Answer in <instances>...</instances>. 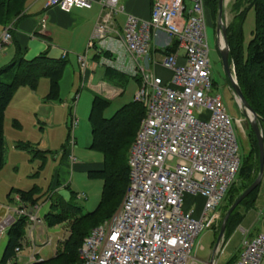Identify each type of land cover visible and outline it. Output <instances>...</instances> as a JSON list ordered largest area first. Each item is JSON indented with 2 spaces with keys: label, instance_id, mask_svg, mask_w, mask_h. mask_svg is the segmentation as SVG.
<instances>
[{
  "label": "built area",
  "instance_id": "built-area-1",
  "mask_svg": "<svg viewBox=\"0 0 264 264\" xmlns=\"http://www.w3.org/2000/svg\"><path fill=\"white\" fill-rule=\"evenodd\" d=\"M119 3L48 2V7L65 12L75 8L90 10L94 4L101 6L88 51L119 54L118 48H124L130 58L129 66L120 64L121 57L117 61L101 58V65L140 79L141 89L135 101L146 109L130 153V186L125 198L114 216L84 239L80 259L82 264H202L193 256L196 240L215 221L241 168L235 121L222 97L211 95L205 0H155L149 20L130 15L122 30L115 21L122 11ZM12 30L10 25L0 31V51L12 43ZM162 35L167 40L158 43L161 54L152 57L153 39ZM175 42V52L164 53ZM178 50L185 52L183 63ZM78 62L85 75L89 68L87 54L80 55ZM158 67L170 72L168 82L158 76ZM72 118L73 147L78 120ZM70 158L75 161L73 155ZM187 196L203 200L197 218L193 207L188 212L184 209ZM41 210L40 205L8 207L0 219L1 236L18 219H27L34 253L30 264L39 261L34 231L43 227ZM51 244V240L45 243ZM16 253L21 250L17 248ZM217 253L222 254L221 246ZM14 261L7 264H15ZM234 264H264V233L254 238L245 235Z\"/></svg>",
  "mask_w": 264,
  "mask_h": 264
},
{
  "label": "trees",
  "instance_id": "trees-1",
  "mask_svg": "<svg viewBox=\"0 0 264 264\" xmlns=\"http://www.w3.org/2000/svg\"><path fill=\"white\" fill-rule=\"evenodd\" d=\"M30 0H0V31L15 24L20 19ZM207 19L209 24L217 27L219 16V0H205ZM256 13V28L247 51L244 48L243 27L249 10ZM232 21L227 25V40L230 47V64L234 65L236 78L244 97L251 108L258 114L259 123H264V0H234L231 5ZM178 43L164 53L175 52ZM67 66L66 59H51L47 53L41 54L28 61L18 56L10 65L0 69V172L6 162L5 147V112L10 105L16 91L22 86H30L36 89L41 79L49 81V92L46 100L49 102H61V81ZM108 79L112 83L123 85L128 77L114 71L107 70ZM140 82L138 78H133ZM110 100L103 96H96L93 102L89 121L92 126L93 143L91 149L102 153L104 157L103 168L98 171H90V178L104 180L103 196L99 206L87 214L82 213L81 207L65 201L61 196L50 195L51 202L49 212L44 220L49 227L71 221L70 233L58 247L54 257L34 264H82L80 250L84 239L88 237L94 228L101 226L112 217L120 205L130 186L129 158L141 124L146 117V109L138 101H134L119 109L111 118L104 116V111L110 105ZM72 110L70 116L72 119ZM252 130V129H251ZM252 156L244 157L238 177L247 181L241 191H245L258 177L260 169L259 145L255 134L251 133ZM70 138V131L69 136ZM46 152L35 151L36 156L45 157ZM256 170V174H253ZM254 177L252 178V176ZM262 184L254 190L232 213L225 232V240H228L243 216L241 209L250 210L255 206ZM233 188V187H232ZM37 188L24 191L19 190L21 203L26 206H35L40 203L35 198ZM231 192L227 194V198ZM238 192L227 205L224 218L230 207L240 195ZM225 198V199H227ZM226 201V200H224ZM223 218V220H224ZM220 225V229L223 223ZM28 221L20 218L7 232V242L4 248L0 264H7L10 260H16V249L24 248V240L27 234ZM219 235V231L216 233Z\"/></svg>",
  "mask_w": 264,
  "mask_h": 264
},
{
  "label": "rangeland",
  "instance_id": "rangeland-1",
  "mask_svg": "<svg viewBox=\"0 0 264 264\" xmlns=\"http://www.w3.org/2000/svg\"><path fill=\"white\" fill-rule=\"evenodd\" d=\"M234 0H227L226 5V23L227 25L232 21L233 14L231 13V5ZM256 28V13L254 9H251L247 13V17L244 23V48L247 51L249 44L253 38V33ZM207 38L210 48V61L212 65V82L213 91L212 96L220 95L223 103L227 109L228 114L235 121V135L239 145V152L241 155V161L243 158L252 156L251 151V126H250V115L246 113L245 109L241 106L240 102L237 101L234 96L233 90L231 89V82L224 71L223 63L221 61V55L218 47V33L217 27L212 24H208L207 27ZM220 40L222 38L220 36ZM184 53V50L181 51ZM72 63H68L66 66V72L62 81L61 97L65 102H68L69 94L65 97L68 88L71 83L75 87V92L79 91L80 84L78 78V67L72 66ZM103 74V71L99 70L96 76ZM105 74V72H104ZM105 77V76H104ZM105 83L110 80L105 77ZM40 89L49 86L47 79H41L39 81ZM38 83V84H39ZM99 83V78L95 80V84ZM72 87V86H71ZM31 89L30 86H22L15 93L8 110L5 112V147H6V162L4 169L0 172V209L5 206L18 207L21 206L20 202L16 201L19 190L28 191L37 188L39 191L35 194V198L39 199L40 204H44L48 200L50 195L57 197L62 195V198L67 201L74 203L81 207L82 213L87 214L93 212L100 204L103 196L104 180L101 178H90L87 171L78 172L69 170L66 164L71 161L66 159L65 151L73 150V157L75 158L76 164H97L101 165L104 162L102 153L92 150L90 147L93 143L92 126L89 121L90 114L93 107V102L96 96H103L99 94L98 90H92L89 87H83L80 92L82 100L88 98L89 104L82 109L77 96L75 100L70 103L76 112V118L78 119V126L74 131V137L76 138V144L72 147L69 136L71 131V124L67 126L64 121H67V111L65 114L63 110H59L54 120V128L49 129V140L48 145L50 153H45V158L35 155V151L40 148V144L43 142V132L40 130L39 123L36 119L38 113L34 106L26 102L24 90ZM122 93L110 100V105L104 111L106 118H111L115 113L123 108L124 106L134 102L136 100L137 93L141 89V84L133 78H128L123 85H120ZM37 105V102H34ZM81 104V105H80ZM11 106V107H10ZM42 115V110H41ZM66 116V118H65ZM21 119L22 123H19L17 119ZM69 118V117H68ZM71 121V120H70ZM263 134H264V123H263ZM68 162V163H67ZM253 174H256V170ZM254 175L252 176V178ZM241 177L237 176V179L230 190V194L226 201L223 202L221 208L217 213L215 221L210 227L204 231L196 240L195 247L193 250V256L201 261L202 264L211 261L214 256L216 244H217V232L220 231V225L224 218L226 207L229 204L232 194L235 197L238 192L240 195L244 192V182ZM56 182L58 183V191L55 190ZM69 186V187H67ZM262 207L264 206V176L262 182ZM239 195V196H240ZM238 196V197H239ZM237 197V198H238ZM236 198V200H237ZM121 206V205H120ZM264 208V207H263ZM119 209V208H118ZM48 212V207L45 206L43 213L41 210V216ZM117 212V211H116ZM227 214V213H226ZM114 216V215H113ZM112 216V217H113ZM112 217L107 219L103 224L108 222ZM262 230L264 232V216L261 215L259 219ZM102 224V225H103ZM71 221L63 224L49 227L45 222L43 223L42 229L44 232L41 236L36 239V252L39 254L40 260H47L54 257L58 247L62 246V242L68 237L70 233ZM239 229V228H238ZM38 232L36 233V235ZM60 239V240H59ZM243 236L240 230H237L231 238L228 239V243L223 245V252L219 257H216L218 264H227L231 254L238 250L242 245ZM51 240V245H45V243ZM7 242V236L0 235V258ZM29 242V230L25 236L23 242L24 248L22 252L23 257H28L32 254V250ZM222 245V244H221ZM43 258V259H42ZM16 264H25L24 261H19Z\"/></svg>",
  "mask_w": 264,
  "mask_h": 264
},
{
  "label": "crops",
  "instance_id": "crops-1",
  "mask_svg": "<svg viewBox=\"0 0 264 264\" xmlns=\"http://www.w3.org/2000/svg\"><path fill=\"white\" fill-rule=\"evenodd\" d=\"M154 1L155 0H119L120 2L119 4L120 7L122 8V11H120L115 18L119 30H122L124 28L126 20L130 15L136 16L140 19L149 20L152 15ZM48 2L49 0H30L26 6L23 16L20 19H17V21L16 20L14 21L15 24H13V30H12V37H13L12 43L9 46H7V48L4 51H0V69L10 65L18 56L23 57L28 61H31L44 53H47L51 59H61L63 55H66L65 59L67 60V65L68 63H72L73 64L72 66L75 65L76 67H78L77 73H78L79 83H81L80 89L79 91L75 92V95H73L76 89L73 86V83L70 84L68 91L65 94V97L69 94V98H71L68 102H65L63 99L61 102L47 101L46 96L49 92V86L40 89V83L38 84L36 89L31 88L29 90H24L26 102L34 106L35 110L38 112L36 114V119L39 123L41 132H43L44 134L43 135L44 140L40 144V148H38V150L42 152L50 153V149L48 145V140L50 137L49 129L47 130V128L45 127L47 126L48 128L51 129L55 127L54 120L59 110H63L64 114H65V110H68L67 118L65 116L67 121L66 122L64 121V124H67V126L69 125V123L71 124L70 120L73 119V118L71 119L70 116L71 110L73 111L72 117L76 118L75 109H73L72 106H70L73 96H74L73 101L75 100V96H78L79 98L77 102H80V100H82L81 99L82 96L80 92L82 91L83 87L85 88L89 87L92 90L95 91L98 90L99 94H102L103 97H105L106 99L112 100V98L118 97L122 93V90L120 89L119 84L112 83L110 79H109L110 80L109 83L108 82L105 83L104 78L105 77L108 78V74H109L107 73V70L114 71L128 78L131 77L116 69L107 68L101 65V58L102 59L107 58L110 60L117 61L118 57H121L122 60L120 64L126 67L129 66L130 58L129 55H127V53L125 52L124 48L121 49L118 48L119 54L104 52L99 55L98 52L95 50L88 51V43L92 38V36L94 35L97 22L101 15L100 5L94 4L93 8L90 10L75 8L70 12H65L57 7H48ZM226 13L227 12L225 7V19H226ZM165 40H167V37L163 35L157 38V40L153 39L152 57L153 56L157 58L159 57L161 52H159L158 43H163ZM159 47L161 48L162 46ZM181 51L182 50H178V55L180 58V62L183 63L185 52L182 53ZM84 54H87L89 61V68L87 69L85 75L81 73L80 65L78 62V57ZM151 67L153 68L152 65ZM99 70L103 71V74L100 76H96ZM65 72H64V76H65ZM157 74L165 82H168L171 78L170 72L160 67L157 68ZM97 77L99 78V83L95 84V80ZM62 81H61V91H62ZM34 102H37V105H35ZM82 103H83L82 109L85 106H88L89 104L88 98L82 100L81 104ZM41 110H42V115L40 113ZM17 120H19L18 121L19 123H22V120L20 118ZM75 142H76V138H75ZM72 153L73 150L71 151L69 149L65 151L64 154L66 156V159L71 161L70 163L71 166L69 165L68 162H67L68 164H66V167L68 168L67 175L69 174V170L71 169L78 172L87 171L89 173L90 171H98L103 168V164L101 165L76 164V161L73 162L70 158V155H72ZM58 186L59 185L56 182V186L54 187L56 191H58L59 188ZM262 193L263 192L261 187L255 206L252 209L240 210L243 219L241 220L240 224L236 227L233 234L237 230H240L244 239L245 235H248L250 238H254L257 235L264 233L261 227V223H259L260 216L261 215L264 216V208H263L264 206L262 207V201H260V198L263 195ZM16 201L17 202L20 201L19 195H17ZM185 202H186L184 207L185 211L188 212L193 207L195 209L194 217L197 218L201 213L204 204L203 200L191 196H187ZM40 206H42V213L45 206L48 207V212H49L51 202L49 200H46L45 203L40 204ZM6 210L7 208H5V206L2 207V210L0 209V219L3 218V216L6 213ZM47 213L43 214L44 215L43 217H45ZM37 232L38 234L36 235ZM42 232H44L42 228L34 231L36 239L41 236ZM232 235L230 236V238L232 237ZM36 239L34 240V242H36ZM30 240L31 238L29 237L28 244H30ZM227 243L228 240H225L224 248ZM22 252L23 249L21 253L18 254V259L16 263H18L19 261L20 262L24 261L25 264H30V258L33 255V252L28 257H23ZM240 252H241V247L238 250H236L233 254H231V256H229L230 259L227 264H234L239 258ZM37 258H38L37 260L41 259L39 258L38 253H37Z\"/></svg>",
  "mask_w": 264,
  "mask_h": 264
},
{
  "label": "water",
  "instance_id": "water-1",
  "mask_svg": "<svg viewBox=\"0 0 264 264\" xmlns=\"http://www.w3.org/2000/svg\"><path fill=\"white\" fill-rule=\"evenodd\" d=\"M227 4V0H219V16L217 21V33H218V47L221 55V61L223 63L224 71L227 74L230 82H231V89L233 90L235 96L239 99L241 106L245 109L246 113L250 115V125L255 137L257 138L258 145H259V161H260V169L257 179L253 184H251L235 201V203L230 207L225 218L223 220L219 235L217 237V244L214 252V256L211 259V264L215 263L216 260V252L219 248L220 244L224 240L225 232L227 228V223L235 211V209L245 200L247 197L256 190L263 181L264 176V134L262 127L259 123V116L258 114L251 108L249 103L247 102L246 98L244 97L242 90L238 84L236 78V72L234 65L231 66L230 64V47L228 45L227 40V23L225 19V7ZM220 36L222 41L220 40Z\"/></svg>",
  "mask_w": 264,
  "mask_h": 264
}]
</instances>
